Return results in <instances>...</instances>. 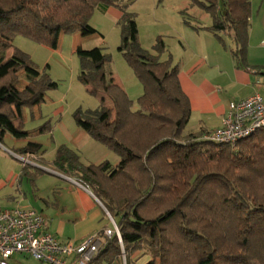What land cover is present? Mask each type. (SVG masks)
Wrapping results in <instances>:
<instances>
[{"label": "trees", "instance_id": "trees-1", "mask_svg": "<svg viewBox=\"0 0 264 264\" xmlns=\"http://www.w3.org/2000/svg\"><path fill=\"white\" fill-rule=\"evenodd\" d=\"M189 1L209 14L211 24L195 27L184 17L183 23L208 30L224 46L223 37H229L231 56L246 65L251 0ZM111 6L121 11L117 49L143 87L139 108L133 109L115 80L103 48L78 46V80L90 94L104 96L95 109H76L73 118L119 162L84 164L60 144L51 163L89 187L116 218L120 239L105 238L91 264H110L122 253L126 264H137L131 254L144 248L151 253L145 264H264V127L235 148L202 139L204 130L183 135L191 110L179 84V64L170 55L160 59L166 50L160 36L155 53L140 45L136 14L122 0H0V144L5 132L17 139L32 133L23 127V109L38 107L57 86L45 69L40 71L14 47V37L56 49L63 34H99L90 18L96 8ZM48 130L44 123L36 131ZM12 151L43 153L35 141ZM44 172L27 163L20 170L30 183Z\"/></svg>", "mask_w": 264, "mask_h": 264}, {"label": "crops", "instance_id": "crops-1", "mask_svg": "<svg viewBox=\"0 0 264 264\" xmlns=\"http://www.w3.org/2000/svg\"><path fill=\"white\" fill-rule=\"evenodd\" d=\"M152 8L154 19H156L155 17L161 19L158 20L160 28L155 31L156 34L153 36L162 37L166 45V50L160 57L165 59L167 52H171L173 63L179 64V84L189 100L191 110L186 124L192 123L193 129L190 132L206 131L218 127L229 101L238 100L255 91L264 94V89L255 84V80L261 78V70H264V45L262 44L264 39V0H251L250 25L247 30L246 65L237 64L231 56L229 48L233 47V42L229 44V37H223L226 45L224 46L208 30L196 29L183 23L184 17L195 27L211 24L209 14L197 6H192L189 0H170L167 3L165 0H154L152 1ZM97 11L102 13L105 20L110 17V21L118 26L117 21L121 16V11L118 8L112 6L104 9L96 8L93 15ZM180 11H184L185 14L182 15ZM76 47L78 46L74 48ZM150 52L155 53L153 48ZM119 84L121 85V83ZM26 119L25 108L23 109V123L26 122ZM29 130L35 131L34 134L19 139L5 132L3 133V140L21 148L28 141H33L29 139L31 136L40 134L36 132L37 128ZM71 133L72 136L69 135V137L72 144L65 142L64 145L75 151L82 163L97 164L103 160H108L112 165H116L119 162V158L117 162H113L110 158L109 149L92 139L80 127H74ZM43 154L40 151L37 154L24 155L32 157L31 160H28L30 165L34 167L40 165L58 172L51 164L53 159L48 160L47 165L37 162L36 158L44 159ZM20 170L18 171L17 167H12L5 176H0V191L7 184L12 188L15 187L14 191H17L18 186L21 187L25 176L21 175ZM42 174L38 175L33 183H30L27 177L26 179L28 184L33 186L34 192L32 194L35 200L43 199L40 191L44 187L52 193L53 200L47 198L44 202L45 207L40 209L45 218L46 229L59 240L79 243L110 226L104 206L99 203L89 187L80 184L76 178L62 173L57 175L47 171ZM4 196H6V200L1 202L0 210L32 205L24 192L20 198L17 194L14 196L11 193H5ZM16 198H19L17 203L22 204L15 203ZM110 264L120 263L116 259Z\"/></svg>", "mask_w": 264, "mask_h": 264}, {"label": "rangeland", "instance_id": "rangeland-1", "mask_svg": "<svg viewBox=\"0 0 264 264\" xmlns=\"http://www.w3.org/2000/svg\"><path fill=\"white\" fill-rule=\"evenodd\" d=\"M152 1L154 0H133L131 3H128V0H122V3L127 5V10L136 14V24L140 45L150 51L152 50L157 38V36L153 35L156 34L155 31L160 28L158 20H161L159 17H155L156 19H154ZM165 1L166 3L170 2V0ZM162 12L165 13L164 11ZM110 20V17L108 20H105L100 11L95 12L89 22L91 26L99 32V34L97 33L88 36H84L76 32L63 34L60 37L59 45L56 49L34 42L22 35H16L13 39L12 43L14 47H17L27 53L37 68L40 71L45 69L46 72L49 73L51 79L57 83L56 88L46 92L44 100L38 107H35L32 111L29 108H26L27 119L26 122L23 123V127L26 130L38 128L44 123L49 127L48 131H43L40 134L33 135L29 138L30 140L37 141L42 144L41 149L44 153V164L46 165L48 164V160H52L54 158L55 150L58 145L66 144L65 142L72 144L69 135L72 136L71 132L74 127H79L74 121L73 112L78 108L82 111L95 109L99 105V100H101L100 98L104 96V94H100L99 97L90 94L87 92L85 86L78 80L79 59L74 52L75 46L85 49L92 48L94 46L103 48V51L110 56V67L114 73L115 80L118 83H121V86L125 89L127 95L132 100L133 109L139 108L137 98L142 94L143 87L135 76L133 70L126 63L122 54L117 49L120 44V29L119 26H116ZM230 42L232 43V40L229 38V44ZM169 55L172 57L173 61V55L171 52H167L165 59H167ZM160 59L164 60L163 57H160ZM23 83L24 82L20 83V85H23ZM104 104H109L106 98H104ZM192 129V123L190 122L184 128L182 134L186 135L190 133ZM34 132L35 131L31 134H34ZM3 144L6 146L4 147L6 148V151L0 146L1 177L5 176V174L10 171L12 167H17L19 171L23 164H30V161L25 160H31L32 157L30 155L16 154L12 150H17V147L4 140ZM109 153L111 160H113V162H117L119 156L110 149ZM35 158L36 156L34 159ZM39 159L42 158H36L37 162ZM27 179L26 177L23 178L21 187L18 186L17 191H14L15 187L12 188L8 184L5 185L0 191V204H2V201L4 202L6 200V196H4L5 193H11L14 196L17 194L20 198L22 192H24L27 196V200L32 204L27 207L42 214L40 208L43 209L45 207L44 202L47 198L53 200V195L51 192H48V189L42 187L43 189L40 191V195L43 199L35 200L32 194L34 192L33 186L28 184ZM19 193L21 194L19 195ZM18 199H15V203L18 202ZM99 203L101 202L99 201ZM106 211L107 210L105 209V212ZM114 220H116V218H114ZM125 259V254L122 253L118 258L119 263L126 264ZM150 259L151 253L147 248L131 254V260L137 264H145ZM10 264L43 263L26 253H16L11 258ZM100 264L107 263L102 261Z\"/></svg>", "mask_w": 264, "mask_h": 264}, {"label": "built area", "instance_id": "built-area-1", "mask_svg": "<svg viewBox=\"0 0 264 264\" xmlns=\"http://www.w3.org/2000/svg\"><path fill=\"white\" fill-rule=\"evenodd\" d=\"M260 76L255 84L264 89V70H261ZM261 127H264V94L255 91L229 101L220 125L204 131L201 138L235 148L239 140ZM106 214L109 227L79 243H73L59 240L49 232L45 227L44 216L32 208L15 206L1 209L0 264H10L16 253H26L43 264H91L105 238L115 235L120 239L114 218L107 211Z\"/></svg>", "mask_w": 264, "mask_h": 264}, {"label": "water", "instance_id": "water-1", "mask_svg": "<svg viewBox=\"0 0 264 264\" xmlns=\"http://www.w3.org/2000/svg\"><path fill=\"white\" fill-rule=\"evenodd\" d=\"M0 146L3 147L1 144H0ZM3 148H4V147H3ZM4 149H5V148H4ZM5 150H6V149H5ZM33 165H34V164H33ZM35 166L41 168V169H42L43 171H45V172L49 171V172L55 173V174H57V175H61V174L58 173V172L52 171V170H50V169H46L45 167H42V166H40V165H35Z\"/></svg>", "mask_w": 264, "mask_h": 264}]
</instances>
